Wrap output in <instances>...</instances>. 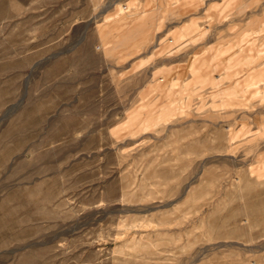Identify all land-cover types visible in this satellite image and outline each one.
<instances>
[{
    "label": "rangeland",
    "instance_id": "1",
    "mask_svg": "<svg viewBox=\"0 0 264 264\" xmlns=\"http://www.w3.org/2000/svg\"><path fill=\"white\" fill-rule=\"evenodd\" d=\"M0 264H264V0H0Z\"/></svg>",
    "mask_w": 264,
    "mask_h": 264
}]
</instances>
